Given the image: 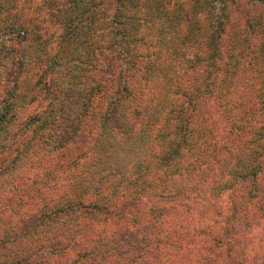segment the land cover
Masks as SVG:
<instances>
[{"label":"trees","instance_id":"1","mask_svg":"<svg viewBox=\"0 0 264 264\" xmlns=\"http://www.w3.org/2000/svg\"><path fill=\"white\" fill-rule=\"evenodd\" d=\"M236 241L264 264V0H0V264Z\"/></svg>","mask_w":264,"mask_h":264},{"label":"rangeland","instance_id":"2","mask_svg":"<svg viewBox=\"0 0 264 264\" xmlns=\"http://www.w3.org/2000/svg\"><path fill=\"white\" fill-rule=\"evenodd\" d=\"M238 4V3H237ZM236 6L233 5L231 6V9H233V14L235 15H241V11L244 10L243 7L238 4ZM251 7V6H249ZM215 111V112H214ZM211 112L213 113L211 115V121L212 123H214L217 127V129L219 131H221L222 133L224 132L223 130H225L228 127V121L225 119V116L221 113V111H216V110H211ZM220 129H219V128ZM40 202H38L39 204ZM213 218V211H209L206 215V219L207 221H210ZM242 236L238 239V240H242ZM258 240H256L255 242H257ZM234 246L233 249V253L231 256H226V255H222L219 259L218 262L220 264H230L232 262L233 259H237V262L239 261V259L241 258V254H242V242L241 241H236L234 243H232V248ZM80 250V245H74L70 252H68L66 254V258H63L60 264H71L70 262H72V259L76 256V254L79 252ZM241 253V254H240ZM150 258V257H149ZM252 260V258H251ZM146 262L141 260V262L139 261V264H145Z\"/></svg>","mask_w":264,"mask_h":264}]
</instances>
